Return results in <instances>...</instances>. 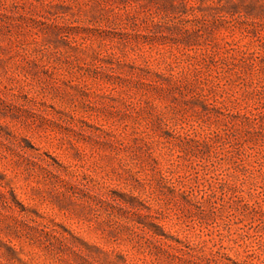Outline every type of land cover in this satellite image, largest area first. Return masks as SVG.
Here are the masks:
<instances>
[{
	"label": "rangeland",
	"instance_id": "374dc122",
	"mask_svg": "<svg viewBox=\"0 0 264 264\" xmlns=\"http://www.w3.org/2000/svg\"><path fill=\"white\" fill-rule=\"evenodd\" d=\"M0 264H264V0H0Z\"/></svg>",
	"mask_w": 264,
	"mask_h": 264
}]
</instances>
